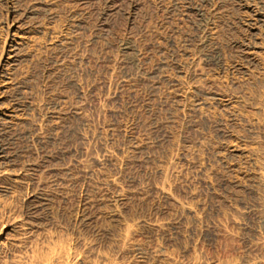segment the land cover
<instances>
[{"label":"rangeland","instance_id":"rangeland-1","mask_svg":"<svg viewBox=\"0 0 264 264\" xmlns=\"http://www.w3.org/2000/svg\"><path fill=\"white\" fill-rule=\"evenodd\" d=\"M176 1L173 7L174 0H48L47 10L23 18L34 33L52 27L53 38L37 35L29 57L10 73L4 107L23 119L0 122V149L22 178L0 194L6 197L0 220L11 208L78 213L83 221L72 222L69 234L82 240V250L86 243L88 262L101 252L118 264H155L152 257L161 258L156 264H225L246 254L257 196L248 159L224 151L234 139L245 149L264 139L217 108L195 105L210 101L212 91L223 100L240 96L239 89L223 88L217 73L222 66L228 79H245L246 61L232 43L247 36L241 19L255 12L221 0L219 47L199 48L195 16ZM257 1L254 10L264 19V0ZM10 4L23 9L22 1ZM11 5L0 0V23ZM204 55L220 61L200 59L194 68L204 92L182 99L180 76L191 57ZM117 208L127 233L107 220ZM124 234L117 255L106 241ZM251 252V261L260 256Z\"/></svg>","mask_w":264,"mask_h":264},{"label":"bare ground","instance_id":"bare-ground-1","mask_svg":"<svg viewBox=\"0 0 264 264\" xmlns=\"http://www.w3.org/2000/svg\"><path fill=\"white\" fill-rule=\"evenodd\" d=\"M19 1L20 2L22 1L23 9H20V7H22L21 5L20 7L18 6L19 8H17L16 6L10 4L11 2L18 3ZM47 1L48 0H4V2H6L7 5H11V6H8L6 8L7 9L6 17L3 19V22L0 23V25H2L1 29L4 33V41L0 46V122L4 120L12 121L14 118L15 120L23 119V114L17 115L18 112L17 109L16 111L14 109L8 110L4 107V103H5L4 101L7 98V97L5 98V96L12 84L10 78L11 71L14 68H16L17 64L23 58L27 59V57H29V53H26V51L29 52L27 48H29L30 44L35 41V39L38 37L37 35L42 34V36H49L51 37V39L53 38L52 27H45V28L42 27L39 30H36L34 33L31 27L25 25V22L23 21L24 17L35 16V14L39 12L38 10H47V8L49 7ZM184 1L187 3V7H186L187 14H192L195 16L194 19L195 21L193 20L195 28L194 27L193 28L196 30L197 33L196 37L198 39V47L203 48L208 44H213L215 49L217 50L219 46L216 37L219 32L218 30L219 25L217 26L215 19L218 17L217 12H219L220 2L222 1L221 0H184ZM230 1H232L235 5H237L238 9L243 10L244 12H252V13L255 12L253 18H249V19L242 18L243 20L241 19L242 22L241 25H243L247 30L248 33L247 36L243 38L239 37L240 39L238 41L234 40V42L232 43L234 47L240 49L241 54L246 61L247 67L243 69V72L246 75L245 79L242 80V79L234 78L233 76H230L233 78L228 79L227 77L228 69H226L225 67L222 68V66H220L221 67L220 73L219 72L217 73L219 77L220 75L223 77V80L221 79L222 81L221 82L219 81L220 85L222 87L224 86L225 89L226 87L236 88L237 90L239 89L240 96L236 98L233 97L227 100H223L224 97L222 98V93L220 94L219 91L212 93L213 92L212 91L211 94H209L211 96L210 101L204 100L199 104H196L195 107L200 110H202V108L204 107L210 109L217 108L221 112L225 113L227 116L235 119V121L237 120L240 123L246 124L248 127H250L252 135H256L258 136V138L261 137L262 139H264V19H262V17L257 15L256 13L257 10L256 11L254 10L255 8L254 3L258 2L257 0H230ZM174 2L176 3H174L173 7H176L178 1L174 0ZM19 15L21 16L22 19L19 17ZM228 23L229 22H224V25L228 26ZM125 49L129 50V47H125ZM198 57L197 59L196 58L194 59L193 57L190 58L188 62V66H189L188 69L186 68L187 70L184 71L180 76L181 85L179 84V86L183 88L181 90L182 95H180L182 99L186 97L192 98L195 97L196 94L199 93L203 94L204 92V90L201 89L202 87H200L197 84L198 83L197 80L202 81L203 79H201L200 77L202 75H198L197 77L195 75L194 67L196 66V63L200 61V59H204V61L206 60L207 62L211 61L216 63L220 61V56L219 57L213 56L210 58L204 55L203 56L204 58H198ZM250 67H252L253 71L250 70ZM192 68L194 69V71ZM238 71H239L238 68L232 69V73ZM206 93L207 91L205 92V94ZM201 100L199 99L198 101ZM225 147H224L225 148L224 152L227 157L228 156L238 157L240 155L241 156L244 155L248 159L247 165H249L248 166L249 171L246 173V175L250 177L249 179H251L252 193L255 192L254 194L257 196V198L255 197V199L257 201L256 204L257 208L259 209L258 214L255 215L256 226L254 225L253 226L254 229L251 228L252 230H250L253 231L252 236L254 239L251 237L253 241H250L248 243L246 254L244 253V255H242L241 252L240 253L241 255L237 256L236 260L232 259V261L230 262L228 260L227 263L225 264H264V141H263V145H259L258 147H251V149L249 148L245 149L238 146L237 142L234 139L229 141V146H225ZM4 152L3 150L0 149V194H2L3 196L9 194L12 185L18 184L22 178L21 172H18L17 170L10 168L9 167L10 165L7 166L8 161H6L7 159L6 156L8 155L4 154ZM226 184L227 183H225V185ZM20 186L22 187L21 184ZM232 187L241 188L240 182H235V183L233 182ZM244 189L247 190V187ZM29 198L24 200L23 204L25 203V205H29L31 202H34V200L32 201V199L30 201ZM5 202L6 200L2 203L4 206L6 205ZM3 205L0 204V207ZM7 207L9 208L8 205ZM11 209H7L6 211H8V214L6 213L7 214L6 217L4 216L5 217L3 218L4 220H2V218H1L2 221L0 220L1 221L0 222V264H118L116 263L117 258L111 260L110 259L111 257L109 258L108 256L109 254L108 255L107 253L106 255L105 253L101 254L103 252L96 253V259H97L96 261L93 262H88L89 260L87 261V257H84L83 254L85 253L84 250L86 243L85 244L83 243L84 249L82 250L80 248V245L82 244V240L80 239L73 240L71 238L72 236L70 237L71 233L69 234V227L71 226L72 222L75 223L77 221L81 223L83 221L82 217L79 216L78 213H76L75 216H73V214L71 216L66 212H63L61 210H56L55 212L47 211L45 216H40L37 211L36 212L34 211L32 213H25V212L23 213L20 211L18 213V211ZM18 210H20V207ZM3 211L5 212V210ZM105 215L108 219L107 218L104 219H107L110 223L115 222L116 229L118 231L127 233L128 228H126V226L123 224L124 222V221L122 222L123 217L118 208L107 212ZM122 232H120L121 237H122ZM126 236L127 235L124 234L123 238L120 239V235H119V238H112L111 240L108 239L106 241L107 244L110 245V247H112L115 250L117 255L118 253H120V251L122 252L124 248L125 245L124 242L126 241V240L124 241V238ZM91 249L92 248H88L86 251H89L90 253L91 252L95 253L94 251H91ZM251 251H258L259 252L258 255H260L258 258L260 257L261 258L260 259L256 258V255L254 254L253 256H255L256 260L253 257L252 259L253 261H251L250 258L252 254ZM249 252L251 253L250 256L248 255ZM111 256H113V254ZM155 258L156 257L154 258L152 257L153 262L156 263L162 262L159 261V259L161 258L159 259H155ZM193 264H199V263L196 262ZM217 264H221V262L218 261Z\"/></svg>","mask_w":264,"mask_h":264}]
</instances>
